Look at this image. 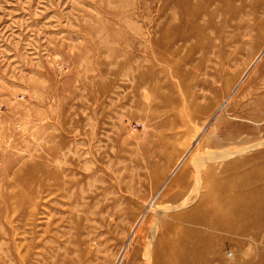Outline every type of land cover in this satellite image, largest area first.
Returning a JSON list of instances; mask_svg holds the SVG:
<instances>
[{"label":"rangeland","instance_id":"rangeland-1","mask_svg":"<svg viewBox=\"0 0 264 264\" xmlns=\"http://www.w3.org/2000/svg\"><path fill=\"white\" fill-rule=\"evenodd\" d=\"M182 18L177 0H0V264H147L178 222L158 210L190 212L212 167L264 165V0ZM262 219L210 228L214 264H264Z\"/></svg>","mask_w":264,"mask_h":264},{"label":"bare ground","instance_id":"bare-ground-1","mask_svg":"<svg viewBox=\"0 0 264 264\" xmlns=\"http://www.w3.org/2000/svg\"><path fill=\"white\" fill-rule=\"evenodd\" d=\"M192 1L177 0L178 12L187 23L195 22L202 4L211 0H199L197 5H193ZM166 33L167 31H165V35ZM245 151L249 150L241 152ZM248 161V159L238 161L222 168L212 167V173L206 174L208 180L204 186V195L197 206H194L187 214L171 218L168 212L162 210L156 212V220L166 218L178 222L163 224L164 221L160 220V225L163 228L162 241L159 242L158 248L153 250L152 262L147 264H214V261L217 260L222 262L216 245L214 249L215 239L208 231L210 228H222L228 232L243 234L251 226L254 228L263 226L264 165L249 172L232 174L227 179H222L221 175L223 172L231 170L239 171L238 168L246 166ZM187 204L188 202L183 203V205ZM175 212L177 211L175 210ZM216 215H223L224 218L215 220L212 217ZM207 216L211 217L207 218ZM164 240L166 241L164 242ZM212 249L215 254L211 257L207 253ZM229 257L233 260L236 256L232 253ZM19 264H26L22 256L19 257Z\"/></svg>","mask_w":264,"mask_h":264}]
</instances>
